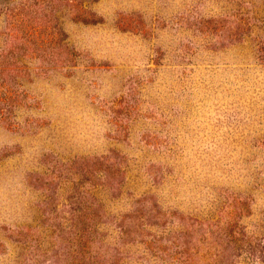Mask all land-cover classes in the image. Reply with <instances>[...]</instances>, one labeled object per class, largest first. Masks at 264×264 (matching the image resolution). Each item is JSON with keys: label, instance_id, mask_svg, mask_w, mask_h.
<instances>
[{"label": "rangeland", "instance_id": "obj_1", "mask_svg": "<svg viewBox=\"0 0 264 264\" xmlns=\"http://www.w3.org/2000/svg\"><path fill=\"white\" fill-rule=\"evenodd\" d=\"M0 264H264V0H0Z\"/></svg>", "mask_w": 264, "mask_h": 264}]
</instances>
